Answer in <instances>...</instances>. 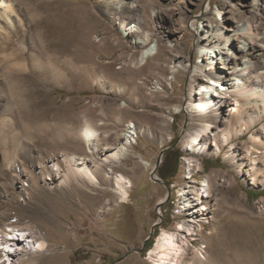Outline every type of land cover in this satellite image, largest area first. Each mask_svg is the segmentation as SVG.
<instances>
[{
  "label": "rangeland",
  "instance_id": "374dc122",
  "mask_svg": "<svg viewBox=\"0 0 264 264\" xmlns=\"http://www.w3.org/2000/svg\"><path fill=\"white\" fill-rule=\"evenodd\" d=\"M7 1L14 24L0 19V264H10L5 252L13 262L32 258L36 264H155L150 252L184 218L180 193L193 179L189 194L199 202L203 226L188 235L187 259L199 250L218 264H264V146L250 139L254 133L264 141V119L237 137L240 105L228 95L224 115L216 114L217 127L208 134L210 150L191 154L189 134L212 117L183 110L193 86L209 77V67H199V49L210 31L218 27L231 35L228 46L217 48L231 85V56L250 58L241 50L248 34L238 29L252 23L263 35L264 0ZM118 20L137 22L151 34L148 45L157 50L144 64L139 57L147 45L136 42L143 34H126ZM256 41L260 61L264 48ZM179 60L187 65L179 67ZM176 105L183 106L180 112H172ZM248 110L243 118L256 113ZM131 121L137 135L131 151L112 166L131 180L125 198L104 162L94 166L96 186L81 175L63 181L66 155L100 162L81 134L86 123L106 147L122 140ZM227 122L233 144L218 151L215 137ZM232 145L242 165L229 157ZM202 184L199 200L195 188ZM34 241L45 242L43 253L34 254Z\"/></svg>",
  "mask_w": 264,
  "mask_h": 264
},
{
  "label": "bare ground",
  "instance_id": "6f19581e",
  "mask_svg": "<svg viewBox=\"0 0 264 264\" xmlns=\"http://www.w3.org/2000/svg\"><path fill=\"white\" fill-rule=\"evenodd\" d=\"M134 6V5H133ZM14 11L12 4L7 0H2L0 3V19H5L9 23L14 24V19L11 17V12ZM119 27L126 33H138L143 34V39L136 40L137 43H142L147 45L139 57L140 64H144L150 57L156 54L157 46L156 44H149L148 42L151 38L149 32H144L142 27L137 22H127L126 20H118ZM181 25H185V22H182ZM0 29H3L0 22ZM215 31L211 32L208 36V40L203 42L199 49V54L201 58L199 60V67L205 68L209 67V72L207 74V81L202 82L198 86H193L191 91V97L189 103L183 110L185 112H195L197 115L210 116V120H206V124L202 127L196 128L191 131L189 134V140L187 145V150L194 154L196 151L201 150L203 153H207L210 150V140L208 137L209 133L214 132V128L217 127V124L214 123V117L216 114L224 115L225 105L224 99L228 95L234 96L238 101L240 120L238 121V126L235 128V135L237 137L243 136L245 131L253 127L257 122L264 119V54L261 57L260 61H256V57L259 53L258 48L256 47L257 41L262 42L261 45L264 48V33L260 36V33L257 32L254 24L247 23L239 28L238 30L241 33H247L249 41L243 42L241 50L246 51L250 56L249 60H237L232 58L229 61V70L234 81L231 85H228L226 82L225 73L220 68L222 67L218 62V47L228 46L231 43V35L224 33L221 28H214ZM140 36V38L142 37ZM204 55H208V60H204ZM179 67H185L187 65L186 60H179L177 62ZM224 68V67H223ZM198 70V69H197ZM225 78V79H224ZM4 106L6 103L2 102ZM254 107L256 113L250 112L247 118L244 117L245 112H249V108ZM183 106L176 105L172 112H180ZM216 120V119H215ZM226 126L220 128L219 132L215 137V146L218 151H221L222 148L228 143H232L233 133L231 131L230 123H225ZM263 135H264V125H263ZM81 134L89 145V150L95 152L98 156V161H94L95 164L91 165L89 163L90 158L88 156H78V155H66L69 160V167L64 173V182H69L71 176L81 175L94 186L97 183H101L99 177L96 174V167H99L101 162L108 164L110 167L106 171L108 177L113 178V181L116 187L120 191V197L125 198L128 194V188L131 186V182L124 174H114L113 165L121 161L123 155L128 154L132 148V138L136 135V127L134 122H129L125 130L121 134L122 140L112 146L102 147L100 145L99 132L92 124L86 123L81 128ZM210 135V134H209ZM137 136V135H136ZM207 136V137H205ZM251 141L253 142L254 147L264 146V141L260 138L258 134H251ZM91 146V147H90ZM100 149L107 150L103 156H101L98 151ZM231 152L229 157L236 164L242 165V161L238 153L236 152L235 146H231ZM35 160L40 159L41 155L39 153L33 154ZM194 160H192L193 162ZM189 162V167L194 166V163ZM60 169V166L55 163ZM96 166V167H94ZM190 167L188 177H193V168ZM253 178L254 181L260 179L259 173H257L258 168L253 167ZM243 175L244 171L241 170ZM252 175V174H251ZM187 177V178H188ZM154 179L159 178L158 174L153 175ZM246 178V177H245ZM194 183H197L195 179L190 180L189 183L183 187L180 193V201L183 207L180 212L184 218L178 223L175 230H166L159 237L155 248L150 252L151 257L154 260L155 264H218L215 262L210 255L207 253L202 257L199 250H196L190 259L188 258V244H189V234L194 233V227L196 225L203 226L202 219L200 218V209H198V203L192 195L189 194V190L195 186ZM198 185V184H196ZM204 185H200L198 188H195L199 191L198 198L199 200H204V193H201L204 189ZM211 183L208 179V188L207 192L210 193ZM209 196V195H208ZM205 206L209 207V200L205 198ZM203 207V208H204ZM201 208V207H200ZM202 210V209H201ZM185 233V234H184ZM9 248L12 250H17L14 248L13 244H10ZM31 248L34 250V254L43 253L46 249L44 241H34L30 242ZM5 255L8 257L10 264H36L34 259L22 260L18 262H13L11 254L5 252ZM225 264V263H224Z\"/></svg>",
  "mask_w": 264,
  "mask_h": 264
},
{
  "label": "trees",
  "instance_id": "16d2710c",
  "mask_svg": "<svg viewBox=\"0 0 264 264\" xmlns=\"http://www.w3.org/2000/svg\"><path fill=\"white\" fill-rule=\"evenodd\" d=\"M169 152H171V150L167 151V153H169ZM181 155H182L181 151H178L177 155L175 157H173V168H172V172L170 173L171 177H173L175 175V173L177 172L178 162H179V159H180ZM163 178L166 179L165 176H163ZM149 248H151V245L149 246Z\"/></svg>",
  "mask_w": 264,
  "mask_h": 264
},
{
  "label": "water",
  "instance_id": "95a60500",
  "mask_svg": "<svg viewBox=\"0 0 264 264\" xmlns=\"http://www.w3.org/2000/svg\"><path fill=\"white\" fill-rule=\"evenodd\" d=\"M168 148H169V147H168ZM168 148H166V149H168ZM166 149H164V150L161 152V155H163V154H164V152H165V150H166ZM159 163H160V159H159V162H158V164H159ZM158 164H157V166H158ZM156 169H157V167H155V169H154V172H155V170H156ZM154 172H153V173H154ZM157 180H158V181H163V180H162V179H160V178H157Z\"/></svg>",
  "mask_w": 264,
  "mask_h": 264
}]
</instances>
